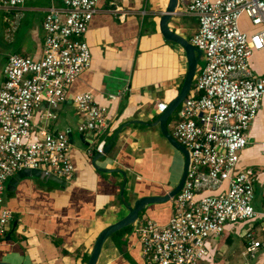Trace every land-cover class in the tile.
Returning a JSON list of instances; mask_svg holds the SVG:
<instances>
[{"label": "built area", "instance_id": "obj_1", "mask_svg": "<svg viewBox=\"0 0 264 264\" xmlns=\"http://www.w3.org/2000/svg\"><path fill=\"white\" fill-rule=\"evenodd\" d=\"M26 1L33 0H0V14L14 16ZM184 2L175 13L198 18L190 44L202 52L204 60L194 94L181 102L179 123L172 132L188 152L189 166L166 225L147 220L133 226L141 246L139 257L144 264H200L210 238L221 236L230 224L261 217L260 229L250 227L244 232L242 256L255 259L264 251V192L258 211L253 205L256 174L250 168L236 171V166L264 98V77H253L249 67L253 54L264 50V0ZM97 3L63 0L62 6H50L44 17L42 57L9 56L0 87V241L7 236L12 219L3 196L9 178L27 168L64 181L72 178L69 131L53 133L34 121L44 105L48 108L40 120L53 121V109L65 103L67 87L89 67L88 48L79 39ZM110 12L119 20L125 15L118 6ZM243 16L256 31H241ZM72 103L81 118L78 132L100 135L106 130V107L96 104L90 93L73 96ZM166 108L167 103L160 102L155 110L159 114ZM35 127L38 132L33 138ZM105 143L95 144V154L102 152ZM260 150L264 155V143ZM205 192L216 194L203 196Z\"/></svg>", "mask_w": 264, "mask_h": 264}, {"label": "crops", "instance_id": "obj_2", "mask_svg": "<svg viewBox=\"0 0 264 264\" xmlns=\"http://www.w3.org/2000/svg\"><path fill=\"white\" fill-rule=\"evenodd\" d=\"M167 1L98 0L88 29L79 39L88 48L91 57L89 67L67 87L65 103L53 109L56 115L53 121L44 124L40 120L41 113L48 108L46 105L36 113L34 121L36 126L45 125L53 133L69 131L71 142L68 157L73 166L72 178L68 181L59 179L64 182L61 187L57 183L55 186H41L32 177H23L10 189H7V185L16 174L7 180L5 188L9 194L4 199V205L12 212V219L7 236L0 241L1 261L10 264H86L98 234L127 213L120 201L122 176L117 172H99L92 166V157L96 155L95 144L100 140H104L105 144L111 143L112 137L122 125L124 127L118 132L107 153L95 161V165L105 170L120 169L125 172L123 195L125 198L127 192L129 198H125V201L132 203L139 197L162 196L177 184L184 158L160 135L157 126L146 125L152 124L158 115L156 104L165 102L168 105L179 95L187 73L185 52L179 45L165 41L159 33L158 17L164 11ZM184 3V0H179L177 12ZM24 4L23 8L20 6L13 12L16 14L14 16L3 13V21L9 23L5 34L12 37L8 44H3L1 40L3 46L11 44L15 39L24 11L34 10L33 6L25 8ZM62 4L63 0H60L43 10L41 28L44 33L47 9ZM114 6L125 13L123 20L117 19L110 12ZM170 28L190 43L198 30V18L177 14ZM240 29L247 34L257 30L245 16L240 19ZM0 33L1 37L4 32ZM32 35L36 43L35 57L32 59L39 60L46 33L40 37L38 31H33ZM7 55L6 64L9 56L15 54ZM5 66L1 68L0 87L5 80ZM249 67L253 77H264V50L253 54ZM193 89L191 84L188 96L194 94ZM80 93H90L96 104L106 107L108 127L100 135L80 133L77 130L81 118L74 109L72 98ZM130 121L142 124L136 122L127 125ZM174 127L170 131L167 123L171 135ZM33 132V138H36L38 128L35 127ZM74 132L78 137L74 138ZM248 136L253 143L238 153L237 170H254L256 182L253 188L255 192L258 189L262 197L264 155L260 144L264 143V98ZM172 209L173 199L166 204L147 206L138 213L131 227L105 241L96 263L144 264L139 257L141 246L133 226L147 220L160 226L166 225ZM260 220L261 217H258L249 222L234 224L233 227L228 225V232L222 234L221 244L231 246L235 239L231 232L234 231L237 238L240 235L244 237V224L251 222V227L256 228ZM228 238L231 241L229 246L226 245ZM211 251L208 241L203 261L214 258V252ZM257 254L254 259L257 261L252 264H264V253L259 256Z\"/></svg>", "mask_w": 264, "mask_h": 264}, {"label": "water", "instance_id": "obj_3", "mask_svg": "<svg viewBox=\"0 0 264 264\" xmlns=\"http://www.w3.org/2000/svg\"><path fill=\"white\" fill-rule=\"evenodd\" d=\"M179 4V0H168L167 1V5L164 9V11L160 13L159 15V21H158V28H159V33L161 34V36H163V38L165 39V41L169 42V43H175L177 45H179L182 50L185 52L186 54V58H187V73L185 76V79L183 81L182 84V89L180 90V93L177 97H175L174 99H172L168 105L166 110L164 109L163 112L159 113L155 120L153 121L152 124L147 126H157L160 132V135L166 140V142L176 151H178V153H180V155L184 158V163H183V169H182V173L181 176L177 182V184L170 188L169 190L166 191V193L162 196L160 195H153V196H144V197H139L136 198L131 202H127L125 201L124 195H123V189L126 183V174L125 172H123L120 169H116V170H105V169H101L99 167H97L95 165V161H97L98 159L102 158L108 151L109 147L111 146V143L115 140V137L117 136L118 132L124 127V125L120 126V128H118L117 132L114 134V136L112 137V141L111 143H107L103 146L102 152L100 154L94 155L92 157V166L98 170L99 172H117L119 173L122 178H121V185L119 188V193H120V201L123 205V207L125 208V210L127 211V213L120 219H118L116 222L106 226L99 234L97 239H95V242L93 244V247L91 248L90 254L88 256V259L86 261V264H97V258L98 255L100 253L101 247H103L105 241L112 235L116 234L117 232L123 230L126 227H131L132 224L135 222L137 215L139 212H142L147 206L150 205H155V204H163L168 201H170L171 199H173L175 197V195H177L183 185V182L185 180L186 177V173L188 170V166H189V156H188V152L186 151V149L181 146L179 143H177V141L173 138V136L168 132L167 130V118L168 116L178 107V105L187 97L190 89H191V84L193 81V78L195 76L196 70H197V66H198V62L201 60L202 58V52L199 49H195L188 41H186L185 39H183L180 35H178L177 33H175L171 28H170V23L172 21V19H174L176 15L175 11L178 7ZM137 121H130L127 122V125L131 124H137L140 122ZM142 124V123H140ZM68 137H71L70 134H68ZM71 142V140H69ZM249 143H253L252 139H249ZM42 173L39 170H31V169H24L23 171L18 172L14 178L9 180V183L7 185V189L13 188L17 182L20 180V178L23 177H41ZM49 180H51L52 182L57 183L58 185H60L62 187V185H64V182L61 180H59L57 177L55 176H51L49 178ZM15 224L13 225V231L15 228ZM9 238V237H8ZM0 264H10L8 262L5 261H1L0 260Z\"/></svg>", "mask_w": 264, "mask_h": 264}, {"label": "rangeland", "instance_id": "obj_4", "mask_svg": "<svg viewBox=\"0 0 264 264\" xmlns=\"http://www.w3.org/2000/svg\"><path fill=\"white\" fill-rule=\"evenodd\" d=\"M60 0H33V1H26L25 2V8L26 6H33L34 10L32 12L25 10L24 11V17L21 20V25L15 35V39L13 40V42L9 45H5L3 46V44H8L9 41L12 39V37L8 36L7 34H5V31L7 29V27L9 26V23L4 22L3 21V13L0 14V31L4 32L2 34V36L0 37V81L2 80V72H1V68L5 66L6 64V59L8 58L7 54H15V55H19V56H24L27 55L28 57L34 58V54L36 51V43L34 40V37L32 35L33 31H38L40 37H43L45 35L43 29L41 28V19H42V15H43V10L45 9L46 6L51 5L52 3H57ZM23 8V5H22ZM9 17V16H8ZM10 37V38H8ZM4 42L3 44L1 43ZM203 64V60L201 59L198 62V69L196 71L195 77L192 81V87L194 85V81L196 76L198 75L199 72V68L201 67V65ZM203 66V65H202ZM166 122L168 123V129L171 131V127L174 125H177L179 123V118H178V108H176L167 118ZM74 138L78 137V134H76L75 132L73 133ZM177 173V171H176ZM181 176V175H180ZM50 177L45 176L42 174L41 177H32V179H34V181L41 185V186H55L56 183L52 182L51 180H49ZM8 182V181H7ZM6 182V185H7ZM8 191L6 190V188L4 189L3 192V196L4 199L7 198L8 195ZM127 192L125 193V198L127 199ZM129 200V198H128ZM254 207H256V209L258 210H262V205H263V199L262 197L259 195L258 197L255 196L254 199V203H253ZM13 218L15 219V216H13ZM258 221V220H256ZM10 224V223H9ZM261 220L259 222L258 227H256V229H260L261 227ZM10 226V225H9ZM8 226V227H9ZM230 226H234V224H230ZM252 226L251 222L248 224H244V231L249 229ZM231 236L234 239V243H232L231 246L227 247L221 244V238L223 237V235L219 236V237H212L210 238L209 241V245H210V250H212L214 253V258L212 260L210 259H204L203 263L201 264H216V263H223V264H242L246 261H248L249 263H253L256 262L257 260L254 259H249L247 258V256H242V252L244 251V237L242 235H240L238 238L236 237V234L233 232H231ZM237 238V239H236ZM216 252H215V251ZM211 251V252H212ZM263 251H260L257 256L263 254Z\"/></svg>", "mask_w": 264, "mask_h": 264}, {"label": "trees", "instance_id": "obj_5", "mask_svg": "<svg viewBox=\"0 0 264 264\" xmlns=\"http://www.w3.org/2000/svg\"><path fill=\"white\" fill-rule=\"evenodd\" d=\"M258 112H259V111H258ZM257 114H258V113H257ZM256 119H257V116H256V118H255V121H256ZM237 164H238V163H237ZM237 166H238V165H237ZM237 166H236V171L244 170V169H238V170H237ZM245 169H246V168H245ZM255 182H256V179H255L254 183H255ZM257 187H258V186H257ZM253 189H254V188H253ZM256 189H257V188H256ZM254 193H255V196H256V197L259 196V190H258V189L256 190V192H255V190H254ZM211 194H214V193H211ZM208 195H210V194H208V193L203 194V196H208ZM258 225H259V224H256L255 227H257ZM129 227H130V226H129ZM129 227H126V228H129ZM126 228H124V229H126ZM226 231L228 232V229H227V228L225 229L224 233H227ZM226 242H227L226 245H228V246L231 245V241L229 240V238L226 239Z\"/></svg>", "mask_w": 264, "mask_h": 264}]
</instances>
